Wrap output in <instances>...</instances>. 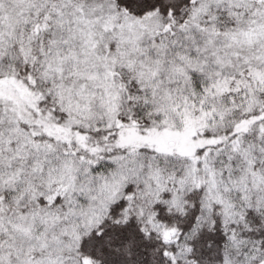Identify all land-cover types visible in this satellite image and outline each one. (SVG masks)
Listing matches in <instances>:
<instances>
[{"label":"snow or ice","instance_id":"obj_1","mask_svg":"<svg viewBox=\"0 0 264 264\" xmlns=\"http://www.w3.org/2000/svg\"><path fill=\"white\" fill-rule=\"evenodd\" d=\"M0 264H264V0H0Z\"/></svg>","mask_w":264,"mask_h":264}]
</instances>
